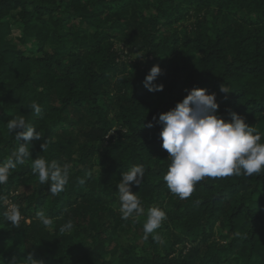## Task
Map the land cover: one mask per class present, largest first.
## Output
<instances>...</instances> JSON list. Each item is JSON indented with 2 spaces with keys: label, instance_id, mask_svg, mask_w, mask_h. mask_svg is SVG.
I'll return each instance as SVG.
<instances>
[{
  "label": "trees",
  "instance_id": "1",
  "mask_svg": "<svg viewBox=\"0 0 264 264\" xmlns=\"http://www.w3.org/2000/svg\"><path fill=\"white\" fill-rule=\"evenodd\" d=\"M154 65L163 91L143 86ZM193 88L216 93V114L243 116L264 142V0H0V163L24 143L9 120L23 116L41 134L0 185V264L29 254L42 264H264V173L206 177L183 200L163 179L171 160L156 120ZM38 156L69 166L60 194L32 173ZM140 164L131 191L144 214L134 223L121 219L117 184ZM9 199L18 227L3 217ZM154 206L167 214V246L151 235L123 243Z\"/></svg>",
  "mask_w": 264,
  "mask_h": 264
},
{
  "label": "clouds",
  "instance_id": "2",
  "mask_svg": "<svg viewBox=\"0 0 264 264\" xmlns=\"http://www.w3.org/2000/svg\"><path fill=\"white\" fill-rule=\"evenodd\" d=\"M161 71L159 65L152 66L142 81L149 92L163 91V84L155 83ZM220 91L229 93L224 84L220 86ZM29 108L37 116L41 114L39 104L33 102ZM218 108L216 93H208L207 89L203 88H193L174 108L159 114L158 120L153 118L156 123L162 125L160 132L162 148L169 153L168 158L171 160L163 179L169 191L181 200L189 198L195 190V185L206 177L224 178L233 175L251 177L264 173L262 134L235 112L230 113V121L218 116L216 114ZM153 126L151 122L148 124V127ZM7 128L9 132L15 134L18 142L23 140L24 143H19L12 156L6 162L0 163V185L8 182L11 171L17 165H23L31 157L28 145L33 140H41L40 132L27 123L23 116L9 120ZM41 147L44 148V145ZM31 170L38 177L40 184L49 185V192L53 196L63 192L69 183V166H61L56 160L49 162L38 156L32 159ZM144 175L145 167L142 164L122 173L117 191L123 220L133 218L135 223L136 218L144 214L141 200L131 191L133 185H141ZM4 200L5 197H0V201ZM3 217L6 222L18 227L22 220L19 205L13 204L8 207L3 212ZM36 218L45 226L52 224V219L44 211H38ZM166 219L167 214L160 207L149 208L143 224V238L147 240ZM72 228L73 223L69 220L61 227V231H70ZM153 239L159 237L153 235ZM23 261L24 264H42V261L34 259L32 254ZM11 264H17L15 258Z\"/></svg>",
  "mask_w": 264,
  "mask_h": 264
},
{
  "label": "rangeland",
  "instance_id": "3",
  "mask_svg": "<svg viewBox=\"0 0 264 264\" xmlns=\"http://www.w3.org/2000/svg\"><path fill=\"white\" fill-rule=\"evenodd\" d=\"M146 13L147 14H151L152 11H148L147 10ZM188 22H186L184 25L189 24ZM178 25H182V24L179 23ZM13 28H14V35L15 36L16 35H20V33L23 30L22 25L20 23H18V22H14L13 23ZM116 48L120 49V50H123L124 51V55L126 57H129V50L125 46L121 45L120 43H117ZM136 57H137L136 54H132V58L135 59ZM5 204H6V202H5ZM146 219H147V216H145L144 219H143L144 223H145ZM165 225H166V222L164 221L162 223L161 227L159 229H157L154 234L151 235L152 237H153V235H157L160 238V240H159L160 241V245H159L160 249H164L167 246L166 244H167V241H168V232H167L166 228H164ZM221 229H222V227L219 225L217 227V229H216L217 230L216 233H219L218 231H221ZM124 234H125V236L122 239L123 243L134 242V241H137V242L141 241L142 242L144 240V238H143L144 237L143 226H141V225H139V228H134L132 230L125 231ZM217 237H218V235H217ZM143 245L144 246L141 245L142 247H139L138 251L140 253L144 254V253H146L147 250H149V246H148V242L143 244Z\"/></svg>",
  "mask_w": 264,
  "mask_h": 264
},
{
  "label": "built area",
  "instance_id": "4",
  "mask_svg": "<svg viewBox=\"0 0 264 264\" xmlns=\"http://www.w3.org/2000/svg\"><path fill=\"white\" fill-rule=\"evenodd\" d=\"M14 203L12 202L11 199L7 200L6 201V205H7V208L10 207L11 205H13Z\"/></svg>",
  "mask_w": 264,
  "mask_h": 264
}]
</instances>
